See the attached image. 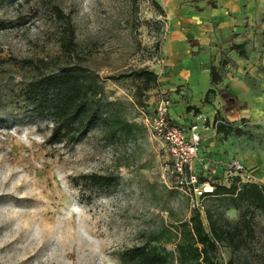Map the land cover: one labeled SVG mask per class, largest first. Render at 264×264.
I'll return each mask as SVG.
<instances>
[{
	"label": "rangeland",
	"instance_id": "1",
	"mask_svg": "<svg viewBox=\"0 0 264 264\" xmlns=\"http://www.w3.org/2000/svg\"><path fill=\"white\" fill-rule=\"evenodd\" d=\"M215 2L10 0L0 5V264H129L119 253L146 244L153 234L161 235L173 264H180L178 230L193 220L196 209L177 186L163 142L151 130L160 99L169 101L170 114L182 125L201 113L211 118L210 126L218 117L239 127L241 134L225 136L214 124L213 144L204 142L200 153L207 149L204 158L213 164L215 155L241 159L264 186V36L258 38L256 30L253 40L259 41L244 64L235 65L234 32L206 23L214 22ZM223 10H217L221 19ZM200 29L214 31L217 39L194 51L189 39ZM212 65L223 76L240 74L248 86L247 100L237 107L243 116L236 120L216 101L222 83H211ZM141 68L158 74L150 89L135 75ZM61 69L89 75V101L106 121L76 144L50 143L52 117L36 114L27 99L31 81ZM211 88L216 93L206 100ZM93 174L104 179L98 183ZM204 204L215 219L231 221L248 207H236L221 195H208ZM217 257L223 264H264V213L256 211L246 244L232 250L222 243Z\"/></svg>",
	"mask_w": 264,
	"mask_h": 264
},
{
	"label": "trees",
	"instance_id": "2",
	"mask_svg": "<svg viewBox=\"0 0 264 264\" xmlns=\"http://www.w3.org/2000/svg\"><path fill=\"white\" fill-rule=\"evenodd\" d=\"M8 1L10 0H0V5ZM155 4L161 8L157 1ZM212 5L216 6L215 3ZM68 30L72 37L74 29L71 23ZM68 42L72 43L73 38H70ZM189 42L194 46L197 41L189 39ZM232 49L238 50L242 56L247 55L244 44H233ZM135 75L142 80L146 89H150L159 81L158 74L146 68L138 69ZM210 76L213 85H218L223 81V74L216 65L211 66ZM88 78L89 75L79 70L61 69L57 72L43 74L30 82L27 99L33 106L34 112L40 116H50L54 121L51 135L48 138L50 143H62L67 140L76 144L87 137L93 128L106 123L98 108L89 101ZM215 93L216 89H209L206 93V100L209 99L210 94ZM219 93L226 102L223 110L233 111L238 105L237 97L227 88L220 89ZM216 122L217 132L225 136L242 133L239 127L219 121L218 117ZM91 177L98 183L104 179L96 174ZM213 183L214 190L207 193L208 195L228 196L236 207H241L243 203H246L248 207L237 221L224 217L215 219L206 211L208 227L203 215L196 209L193 220L182 222L178 230L177 251L180 264H223L217 257L220 245L226 243L232 250L240 249L254 233L256 211L264 213L263 185L257 182H243L239 176L234 177L229 185ZM160 242L161 235L153 234L146 244L127 248L119 253V257L129 264H173L171 253ZM228 264H232V261Z\"/></svg>",
	"mask_w": 264,
	"mask_h": 264
},
{
	"label": "built area",
	"instance_id": "3",
	"mask_svg": "<svg viewBox=\"0 0 264 264\" xmlns=\"http://www.w3.org/2000/svg\"><path fill=\"white\" fill-rule=\"evenodd\" d=\"M170 106L167 99H160L155 103L150 120L151 130L163 142L170 161L169 170L177 186L189 194L193 208L206 216L204 201L207 193L214 190L213 182L229 185L237 176L243 182H255V173L237 157L216 160L214 164L211 159L202 157L201 130L209 126V117L197 114L192 122L182 125L171 117ZM214 124L216 127L217 122H211L212 126ZM198 161L200 166H197ZM217 169L220 172L216 173Z\"/></svg>",
	"mask_w": 264,
	"mask_h": 264
},
{
	"label": "crops",
	"instance_id": "4",
	"mask_svg": "<svg viewBox=\"0 0 264 264\" xmlns=\"http://www.w3.org/2000/svg\"><path fill=\"white\" fill-rule=\"evenodd\" d=\"M216 6H213L214 11V22L207 21V26L211 25V28L214 27V23L216 22L220 28L228 33L227 29L231 30L230 32H234V44H244L245 49L247 51V55H250L252 45L258 39L253 40V37L256 34V30H258L259 36L261 38L264 36V0H215ZM254 4H250L253 2ZM224 9L223 13H221L225 18L221 19L220 14L217 13V10ZM222 12V11H221ZM206 26V28H207ZM209 27V26H208ZM200 34H197L194 40L197 42L194 43L192 46L189 42V45L193 48L194 51L198 50V45H205L206 43H211L213 40L217 39V35L214 31L208 34V31L204 32L200 29ZM263 34V35H262ZM191 39V38H190ZM236 50V49H234ZM234 62L235 65L239 66L244 64V60L247 58L246 56L239 55L235 53ZM233 67V66H231ZM220 89L227 88L232 94H234L238 99V108H241L242 101H246L247 99V91L248 86L241 78L240 74L231 73L229 76H223V81L221 82ZM215 89V88H214ZM219 93V92H218ZM216 101L220 104V109L223 111V114H227L230 120H236L239 116H243L241 111L237 110V107L233 111L225 112L223 110V106L225 105L224 98L220 95V93L216 97ZM201 114V113H200ZM195 114H192L189 119L190 122L193 121ZM171 117L174 120L180 119V117L174 118L172 115ZM210 118V117H209ZM211 119V118H210ZM216 120V119H215ZM189 122V123H190ZM213 123V121H211ZM214 127L209 125L207 128L201 130L202 134V144L205 142H209V144H213L211 142L212 134H213ZM213 148H208V150H212ZM207 149L204 151L203 154H200L202 157L206 154ZM211 155V154H209ZM215 160H221L222 157L219 155L214 156ZM232 159V158H231ZM230 160V159H229ZM199 161L197 162V166L199 165ZM245 164V163H244Z\"/></svg>",
	"mask_w": 264,
	"mask_h": 264
}]
</instances>
